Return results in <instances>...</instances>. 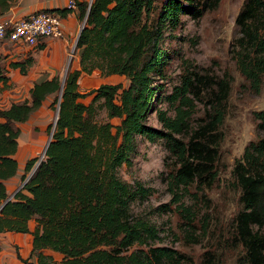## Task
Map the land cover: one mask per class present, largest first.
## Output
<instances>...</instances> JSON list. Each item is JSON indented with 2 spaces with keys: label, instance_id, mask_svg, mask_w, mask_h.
Returning a JSON list of instances; mask_svg holds the SVG:
<instances>
[{
  "label": "trees",
  "instance_id": "16d2710c",
  "mask_svg": "<svg viewBox=\"0 0 264 264\" xmlns=\"http://www.w3.org/2000/svg\"><path fill=\"white\" fill-rule=\"evenodd\" d=\"M85 1L82 17L87 15L79 32L80 67L68 69L62 77L36 80L29 94L0 104V232L16 230L32 233L28 256L18 250L27 264H169L180 263L184 254L169 245H155L143 253L126 249L130 245L156 237L157 229L142 217L130 216L131 200L146 196L151 187L132 185L118 174L117 167L130 161V140L136 132L150 138L163 137L176 157L178 166L169 173V186L187 185L196 179L212 183L217 177L220 132L230 80H217L218 90L209 97V119L193 129L189 137L180 136L189 125L202 89L191 72L167 95L174 114L158 108L161 127L146 121L148 97L154 92L153 75L161 72L170 53L158 45L164 21L175 24L182 13L200 15L205 6L199 0H92ZM207 2V1H206ZM0 0V10L10 6ZM160 6V7H159ZM66 15L71 7L44 8ZM157 12L155 16L152 14ZM236 21L241 35L237 38L239 65L260 89L264 82V0H246ZM36 45L43 46L39 42ZM30 60V59H29ZM24 61H12L25 71ZM95 68L103 74L118 73L128 78L103 81L87 92L78 89L82 71ZM200 78L199 72H195ZM5 65L0 63V89L9 81ZM120 89L121 92L119 91ZM95 92L102 97L108 119L94 118L93 101L80 99ZM56 94L58 116L50 124L53 130L44 156L29 157L21 175L22 185L8 192L5 179L17 174L21 122L30 118L44 100ZM121 118L114 125L111 117ZM264 129V108L256 111ZM116 126V130L114 127ZM243 192L245 208L237 215V233L255 264H264V233L252 227V221L264 226V137L250 142L234 166ZM35 219L33 228L30 221ZM1 249V244H0ZM47 249L61 253L57 258ZM36 255V260L32 259ZM208 264H212L209 262Z\"/></svg>",
  "mask_w": 264,
  "mask_h": 264
},
{
  "label": "rangeland",
  "instance_id": "374dc122",
  "mask_svg": "<svg viewBox=\"0 0 264 264\" xmlns=\"http://www.w3.org/2000/svg\"><path fill=\"white\" fill-rule=\"evenodd\" d=\"M211 1L213 0H199V4L203 7L204 3ZM245 1L219 0L213 7H203L200 15L182 13L175 24L169 20L164 21L158 45L167 49L170 56L163 70L153 75L155 89L148 97L146 121L157 127L162 126L158 108L174 114L173 103L167 95L174 90L176 84L181 83L183 73L191 72L195 81L200 83L202 93L199 96L192 94L196 105L189 117L188 127L179 133L180 136L189 137L193 129L209 119V97L213 90L219 89L217 80L228 78L230 87L225 100V115L218 128L221 135L216 159L218 174L209 184L196 179L187 185L176 186L175 193L171 190L168 179L170 171L179 163L168 148L166 139L134 133L130 140V161L118 165L117 170L132 185L143 183L151 187L148 195H138L131 200L130 216L148 220L156 227L158 235L147 237L145 242L130 245L126 248L129 251L136 249L146 253L151 251L152 246L169 245L184 254L183 260L176 264H255L250 260L237 233V215L245 205L241 198L243 189L234 173V166L242 157L246 146L253 140L264 137V129L259 126L256 116V111L264 108V82L260 89H256L251 79L242 72L238 60L237 49L240 46L237 38L241 31L236 17ZM156 14L155 11L152 16ZM84 21L82 17L81 26ZM74 38L60 74L62 77L68 69L75 68V63L80 58V49L73 43ZM2 60L0 63L6 65L7 61ZM22 61L25 62V70L33 62L31 56ZM195 72H199L201 77L197 78ZM119 81L127 84L128 78L121 75ZM78 83L81 92L97 86L94 82L95 86L82 89V83L87 84L82 77L78 78ZM13 86V81H8L0 89L1 105H8L13 99L25 94V89L16 90ZM94 97L95 92H92L83 94L80 99L87 103L93 101L94 118L97 121L108 119L106 107L102 105L103 98ZM57 108L58 101L54 94L49 107L32 114L40 120L33 122L25 131L20 141L23 153L39 159L44 156L52 128L50 124L56 120ZM111 120L116 125L121 118L114 116ZM251 224L254 229L264 233L263 225L254 221ZM161 264L169 263L162 260Z\"/></svg>",
  "mask_w": 264,
  "mask_h": 264
},
{
  "label": "crops",
  "instance_id": "0c3cea01",
  "mask_svg": "<svg viewBox=\"0 0 264 264\" xmlns=\"http://www.w3.org/2000/svg\"><path fill=\"white\" fill-rule=\"evenodd\" d=\"M11 4L4 11L0 10V20L9 22L16 17L29 14L41 8H57L68 7V0H8ZM85 1L80 0L79 3L71 7V10L63 16L64 35L62 36H45L39 41L43 46H31L26 42L12 43L5 42L0 46V60H6V72L9 74V81H13L16 90L25 89L26 92L23 98L29 94V89L36 80L51 77L56 73L62 72L64 64L67 61L68 48L71 45V40L74 38L76 41L81 25L83 8ZM75 41L73 43H75ZM13 45V48L11 46ZM31 51V52H30ZM29 52V53H28ZM31 56L33 61L29 68L25 71L20 66H13L12 61L24 60ZM2 60V61H3ZM68 65V64H67ZM75 67H80V58L78 57ZM122 74L112 73L103 74L100 69L95 68L91 72L82 71L79 78H83L87 84L82 83V89L90 86H97L103 81L117 82ZM110 77V79H108ZM96 84H95V83ZM94 83V84H93ZM93 88V87H92ZM13 99V100H17ZM52 97L49 95L43 102L42 106L37 109L49 107ZM35 112V111H34ZM33 112V113H34ZM32 113V114H33ZM34 115V114H33ZM40 120L37 117L30 116L26 121L21 122L22 131L19 136V149L17 157L19 161V170L17 174L6 178L5 184L7 190L13 193L20 185L21 175L24 171L26 160L30 154L23 153L20 150V141L22 140L25 131L30 128L33 122ZM46 127V126H45ZM41 136V135H40ZM35 221H30V226L33 228ZM0 264H27L18 256V250L23 256H28L32 249V233L16 230H5L0 232ZM48 252L53 253L57 258L61 257L59 251L47 249ZM36 260V255L33 256Z\"/></svg>",
  "mask_w": 264,
  "mask_h": 264
},
{
  "label": "built area",
  "instance_id": "2783aa9c",
  "mask_svg": "<svg viewBox=\"0 0 264 264\" xmlns=\"http://www.w3.org/2000/svg\"><path fill=\"white\" fill-rule=\"evenodd\" d=\"M79 1L68 0L67 6L74 7ZM86 1L89 6L92 0ZM64 31L63 15L57 11L41 8L9 22L0 20V46L5 42L16 44L26 42L36 45L41 38L49 35L62 36Z\"/></svg>",
  "mask_w": 264,
  "mask_h": 264
},
{
  "label": "water",
  "instance_id": "95a60500",
  "mask_svg": "<svg viewBox=\"0 0 264 264\" xmlns=\"http://www.w3.org/2000/svg\"><path fill=\"white\" fill-rule=\"evenodd\" d=\"M86 17H87V15L85 16L84 20L86 19ZM83 26H84V25H82L81 28H82ZM81 28H80V30H81ZM79 32H80V31H79ZM78 36H79V33H78ZM78 36H77V39H78ZM77 39H76V43H77ZM70 58H71V56H70ZM58 110H59V106H58V108H57L56 118H57V116H58ZM52 133H53V130H51L50 137H49L48 142H47V144H46V146H45L44 152L46 151L47 146H48V144H49V142H50V140H51ZM21 185H22V184H21ZM21 185H20V186H21ZM18 188H19V187H18Z\"/></svg>",
  "mask_w": 264,
  "mask_h": 264
}]
</instances>
